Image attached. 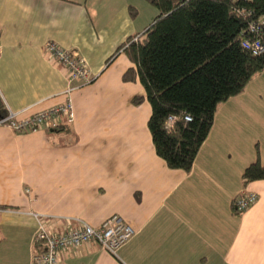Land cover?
I'll use <instances>...</instances> for the list:
<instances>
[{
	"label": "crops",
	"instance_id": "obj_1",
	"mask_svg": "<svg viewBox=\"0 0 264 264\" xmlns=\"http://www.w3.org/2000/svg\"><path fill=\"white\" fill-rule=\"evenodd\" d=\"M157 11L146 0H0V96L17 117L64 100L46 40L76 50L91 75L71 90V121L27 131L0 123V264H32L39 223L98 226L111 214L134 228L113 253L89 241L60 261L264 264V178L241 179L250 161L264 163V94L239 102L264 68L219 103L190 169L168 167L151 141L148 101L131 99L142 84L121 78L132 62L121 49L109 57ZM242 189L257 196L236 210Z\"/></svg>",
	"mask_w": 264,
	"mask_h": 264
},
{
	"label": "trees",
	"instance_id": "obj_2",
	"mask_svg": "<svg viewBox=\"0 0 264 264\" xmlns=\"http://www.w3.org/2000/svg\"><path fill=\"white\" fill-rule=\"evenodd\" d=\"M146 1L157 13L109 57L121 49L132 62L121 78L143 86L144 93L131 99H146L150 105L147 127L154 150L168 167L188 171L219 103L242 91L264 68V51L253 53L241 43L252 37L247 23L264 13V0ZM186 113L190 119L184 118ZM4 114L0 96V117ZM169 114L175 118L167 125ZM260 178L264 163L254 159L241 179ZM39 245L34 239L33 252Z\"/></svg>",
	"mask_w": 264,
	"mask_h": 264
},
{
	"label": "built area",
	"instance_id": "obj_3",
	"mask_svg": "<svg viewBox=\"0 0 264 264\" xmlns=\"http://www.w3.org/2000/svg\"><path fill=\"white\" fill-rule=\"evenodd\" d=\"M247 30L252 33V37H244L241 40L242 45L253 53L263 52L264 13L249 20ZM42 50L44 55L64 74L66 80L63 90L64 100L23 117H17V111L10 109L3 101L5 114L0 117V123L6 124L14 131L34 130L43 126L54 127L60 124L62 117L71 121L73 118L71 90L91 79L86 59L76 50L63 47L53 40H46L42 45ZM174 118V115L169 114L166 124L170 125ZM184 118L190 119V115L186 113ZM256 196V192L242 189L235 195L233 206L236 210H242L252 203ZM133 232V226L117 214L107 216L98 226L80 218L74 222L67 218L61 225L60 221H55L50 225L39 223L33 239L40 240V249L32 253V264H64L60 261L62 253L89 241L97 242L113 253Z\"/></svg>",
	"mask_w": 264,
	"mask_h": 264
},
{
	"label": "rangeland",
	"instance_id": "obj_4",
	"mask_svg": "<svg viewBox=\"0 0 264 264\" xmlns=\"http://www.w3.org/2000/svg\"><path fill=\"white\" fill-rule=\"evenodd\" d=\"M257 74L259 73H256L254 76H257ZM261 88H263V91ZM261 93L264 94V75L260 76L257 81L248 87V89L245 91L246 97L241 98L239 102L247 105L255 104V102L251 100L252 97Z\"/></svg>",
	"mask_w": 264,
	"mask_h": 264
}]
</instances>
